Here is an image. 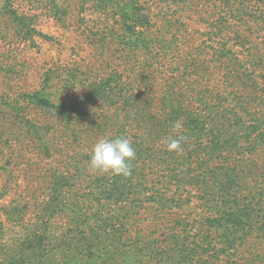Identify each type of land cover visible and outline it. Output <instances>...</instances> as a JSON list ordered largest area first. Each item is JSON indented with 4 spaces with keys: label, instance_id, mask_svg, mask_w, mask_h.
I'll use <instances>...</instances> for the list:
<instances>
[{
    "label": "rangeland",
    "instance_id": "obj_1",
    "mask_svg": "<svg viewBox=\"0 0 264 264\" xmlns=\"http://www.w3.org/2000/svg\"><path fill=\"white\" fill-rule=\"evenodd\" d=\"M263 42L264 0H0V264H102L137 235L144 248L128 264H169L171 254L172 264H264V144L253 149L264 129ZM71 103L70 116L59 113ZM177 108L200 116L199 134ZM102 121L113 127H95ZM70 122L85 123L77 137L63 130ZM122 129L130 140L161 132L153 155L133 162L149 180L104 194L114 175L90 170L91 150ZM218 133L223 148L206 155ZM178 134L180 159L166 164L164 141ZM167 167L177 169L166 189ZM221 168L229 184L219 203L209 190ZM159 189L176 201L154 202ZM209 203L228 221L253 209V231L233 227L228 241L222 233L207 245ZM107 227L124 232L119 245L93 240ZM212 246L224 248L219 259Z\"/></svg>",
    "mask_w": 264,
    "mask_h": 264
},
{
    "label": "trees",
    "instance_id": "obj_2",
    "mask_svg": "<svg viewBox=\"0 0 264 264\" xmlns=\"http://www.w3.org/2000/svg\"><path fill=\"white\" fill-rule=\"evenodd\" d=\"M184 1V0H183ZM141 19V24L144 22V17L143 15L140 16ZM264 43V42H263ZM222 51V50H221ZM223 52V51H222ZM221 58V57H219ZM258 66V65H257ZM110 79H107V82H103V83H96L93 82L92 85V89L94 92L100 90L101 88H105L109 85ZM69 86H67L68 88ZM42 109H48L49 111L52 110V108L54 107L53 105H50L48 103H45L44 105H42ZM73 107V103L68 104L67 106H58L57 108L59 109V113H61L62 115H67L70 116V114H72L73 112L71 110H69V108ZM174 116L179 118L180 116L183 119V125L185 126V129L187 132L191 133L193 136L199 134L200 129L196 128V126L198 124H200V122L202 123V120L200 119V116L193 114V112H187L184 111L181 108H177L174 110ZM72 117H70V120L72 121ZM175 119V118H174ZM50 122V121H48ZM47 122V123H48ZM85 123L79 122L78 124H76L75 122H70L67 124V126L63 129L64 132L69 131V135L71 137L75 136L77 137V131H78V125H80L79 127L82 128L81 125H84ZM95 127H101V130H105L111 127H113V124L102 121V122H97L94 123ZM258 126H260V124H258ZM39 124L38 122L34 121L32 123V129L34 132H37V134L39 133ZM260 131L258 133H256L253 137V149L254 147H259L260 145L264 144V129H262V127H260ZM58 133V132H55ZM159 134L156 136L154 135V133L152 134H147L145 136H143L144 134L138 136L136 135L132 141V145L135 149L136 152V156L135 159L132 160L130 162L131 165V175L125 177L122 175H114L113 178H110L108 176H106L104 182L105 185L103 186L102 184H100V192L104 193V194H109V195H114L117 193H120L119 190L126 188H134V187H138V186H142L144 183H146L149 180L148 177V173L145 172L144 168H139L136 167L135 163L133 162H137L139 161V159H143V155L146 156H152L153 155V141L154 138L159 137V135L161 134V132H158ZM164 134V133H163ZM63 135V134H61ZM67 136V134H64ZM127 132L125 130H118V133L116 134L117 136H126ZM127 137V136H126ZM142 137L146 138L145 141H142ZM166 137V135H165ZM221 133H218L217 136H215L213 139L210 140V144L205 147V153L206 155H210V154H214L216 152H218L219 150H221L223 148V142L220 140L221 139ZM176 152L175 151H168L167 152V158L169 159H173L172 162L170 163H166V164H176V162L180 159V157L176 156ZM199 158V157H198ZM208 158L205 159L203 164H207L208 162ZM163 163L165 162V160H162ZM140 164V161H139ZM204 167V165H203ZM175 168H164V169H159L160 175L159 177L161 178V182L160 184L163 186L164 188H166V182H165V178L167 177H172L175 172L173 174H170V171H174ZM224 172H222L221 170L216 169V173H211L212 174V178H213V183L214 185L210 188L209 193L210 195H217V199L212 200V201H216L221 203V196L223 193V189H224V184H229V180H227V176L225 174V170H227V168H221ZM155 171H152V173H154ZM204 176H203V180H205L206 174H207V170L205 168V170L203 171ZM183 174V179H185V177L187 176L188 172L185 170H181L180 172L176 171V174ZM53 177H56L57 180H59L61 178V176L56 175L54 172H52ZM202 174V173H201ZM177 176V175H176ZM199 176L198 174H195V177ZM202 180V179H201ZM110 181V182H109ZM177 181H181V179H178ZM204 182V181H203ZM223 185V188H222ZM167 189V188H166ZM165 189V190H166ZM227 190L228 189H224V192L226 193V197H227ZM97 190L95 188V190L92 192V194H96ZM234 195L236 194V190L234 192H232ZM164 192H162V190H158V192H156L155 196H153V201L157 202L161 205H164V203L169 202V201H176L175 199H168V198H164ZM225 197V199H226ZM253 198V195H252ZM209 212H212V214H208L206 215V218L209 222L208 227V232L206 233L207 236V245L212 243V240L215 238H218L222 233L223 235H221V238L223 239V241L225 242L226 240L228 241V239L230 238V236L233 234L232 228L233 227H246L247 228V235H250V232L253 231V209H248L247 213L244 214L243 216H239V218L234 217L233 214H230V218L228 221L226 216H227V212L224 209H220V207L218 208V210L215 209V207L213 205H211L209 203ZM107 219H103V223L101 224H97L98 227H105L108 224L106 223ZM99 221H102V219H100ZM125 222H123L122 219H117V225H124ZM110 225H113L112 223ZM114 226V225H113ZM216 233V235H214ZM124 234V232H120V230L117 229H113V228H106L104 230H101L99 232H93L92 238L95 242H98V244L100 243H104L105 239H109L111 244H120L121 241V237ZM214 235V236H213ZM140 236L137 235L136 237L133 238V244L130 246H126L123 247L120 245V247H111L112 251L107 250V252H110V254L115 255V254H119L121 256L122 264H128V259H129V255L132 253L130 252L131 249L133 248H139L140 250H143V239L139 238ZM222 241V240H220ZM231 240H229L230 242ZM176 247H178L179 243L176 242ZM231 244V243H229ZM141 245V246H140ZM177 251H181L178 248H176ZM211 251H212V256L215 257L216 259H219L221 254L224 252V248L218 247V246H212L211 247ZM189 254L190 252H183L182 253V257L183 258H189ZM107 257V258H103L101 263L102 264H108V262L111 260V257ZM172 254L171 256L167 257V260H169V264L173 263L172 260ZM174 259V258H173Z\"/></svg>",
    "mask_w": 264,
    "mask_h": 264
},
{
    "label": "clouds",
    "instance_id": "obj_3",
    "mask_svg": "<svg viewBox=\"0 0 264 264\" xmlns=\"http://www.w3.org/2000/svg\"><path fill=\"white\" fill-rule=\"evenodd\" d=\"M182 124L176 122L173 131L179 133ZM185 140L183 135L169 136L164 143L168 151H182V142ZM136 152L132 141L126 136L115 138L103 137L93 145L90 155L89 166L93 172L110 173L113 175H131L130 162L135 159Z\"/></svg>",
    "mask_w": 264,
    "mask_h": 264
}]
</instances>
